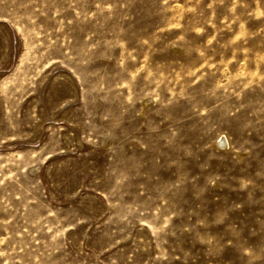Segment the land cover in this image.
<instances>
[{
  "label": "rangeland",
  "instance_id": "1",
  "mask_svg": "<svg viewBox=\"0 0 264 264\" xmlns=\"http://www.w3.org/2000/svg\"><path fill=\"white\" fill-rule=\"evenodd\" d=\"M0 264H264V0H0Z\"/></svg>",
  "mask_w": 264,
  "mask_h": 264
},
{
  "label": "bare ground",
  "instance_id": "2",
  "mask_svg": "<svg viewBox=\"0 0 264 264\" xmlns=\"http://www.w3.org/2000/svg\"><path fill=\"white\" fill-rule=\"evenodd\" d=\"M225 138V137H224ZM225 142H226V145H228V141H227V139H225ZM217 145V144H216Z\"/></svg>",
  "mask_w": 264,
  "mask_h": 264
}]
</instances>
